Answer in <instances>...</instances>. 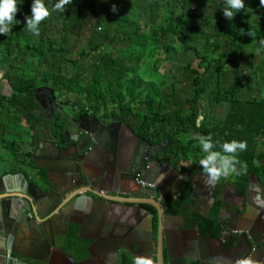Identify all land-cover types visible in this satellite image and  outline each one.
Masks as SVG:
<instances>
[{"label": "trees", "instance_id": "obj_1", "mask_svg": "<svg viewBox=\"0 0 264 264\" xmlns=\"http://www.w3.org/2000/svg\"><path fill=\"white\" fill-rule=\"evenodd\" d=\"M95 0H82L80 8H56L60 0H42L48 15L39 22L40 43L33 42L27 33L26 17L32 15L34 0H18V11L6 32L0 33V51L13 56L10 69L6 72L12 93L0 94V149L17 155L16 141L5 137L9 133H24L23 127L37 130L44 122L34 91L48 87L55 91L57 98H69L76 109L90 112L96 118H110L112 121L131 125L137 123V134L152 145L164 146L160 155L164 161L175 167L185 165L192 173L204 172L200 159L202 151L198 137L209 135L214 141V150L222 151L224 142L233 140L245 142L243 149L234 153L240 162L247 165L232 178L221 177L217 192L234 188L243 197L250 177H255L264 193V151L258 149L260 137L264 134V98L240 99L244 91L254 89V77L245 83L235 79L231 85L227 78L232 67H237L248 56H254L256 48L264 44V19L257 21L244 19L236 24L224 15L198 13L194 0H149L147 13L132 2L127 5L131 14H116L113 30L119 38L127 41L122 52L113 45L110 49L101 46L90 50L74 49L71 36V20L82 14H96ZM256 8L260 0H252ZM144 14V15H143ZM147 21L148 34L165 40L176 38L185 53H194L196 66L186 68L192 73L190 86L185 91L180 84L173 83L171 90L163 93L159 86L148 83V94L138 93L142 81L132 72L138 67L145 52V43L140 44L141 17ZM161 21L159 28L155 27ZM20 59L33 60L34 68L29 75L26 68L15 67ZM161 86H165L162 82ZM112 102V103H111ZM134 103L136 106L134 107ZM222 103H228L229 110L224 120L217 119V111ZM113 104V107H110ZM187 107V108H186ZM105 111L104 116L101 111ZM66 121L56 116L53 127L56 137H61ZM40 135L35 133L34 139ZM230 188V189H229ZM193 191L191 184L175 200H166L165 211L185 219V227H197L199 233L213 239L222 237L221 224L215 219L220 201L210 218H204L187 208L193 206L198 193L189 198ZM194 192V191H193ZM220 199V198H219ZM218 199V200H219ZM74 241V238H73ZM235 243L229 241L227 248ZM86 244L83 243V247ZM124 264H145L125 257ZM197 264V263H191Z\"/></svg>", "mask_w": 264, "mask_h": 264}, {"label": "flooded vegetation", "instance_id": "obj_2", "mask_svg": "<svg viewBox=\"0 0 264 264\" xmlns=\"http://www.w3.org/2000/svg\"><path fill=\"white\" fill-rule=\"evenodd\" d=\"M40 101L37 100L40 113L50 127L46 129V125L40 123L37 130L29 129L31 136L26 140L21 134H16L13 139L7 138L16 141L18 154L0 157V192L5 191L3 195H7L12 187L28 189L32 194L29 200H35L43 211V218L33 222L27 217L22 211L28 206L23 199L25 194L13 191L12 196H19L12 197V200L20 211L12 212L9 215L12 218L7 217L8 212L0 213V264H124L125 257L137 263L156 264L150 257L147 240L151 226L154 237L159 231V211L155 204L162 209V232L175 264H181L179 260L183 257L187 264H200L188 260L202 255L200 249L204 245L194 232L196 229L199 233L198 228L185 227V219L168 214L164 206L166 200L180 197L188 184L194 191L190 192L189 198L195 192L198 198L193 206L187 208L202 217H212L220 201L215 219L221 224L222 237H207L215 240L214 254L209 248L205 249L209 260L228 264L232 260L231 253H237L244 255L239 264H264V207L257 197V189L251 187L254 191L248 190L250 179L255 177L249 178L243 197L238 196L234 188L232 192L224 189L219 193L216 183L213 188V184L209 185L203 178L206 173H192V170L165 162L160 155L164 146L150 144L132 126L106 118L97 119L98 123L94 125L88 119V116L93 117L90 112L72 110L57 98V94L53 104L45 94H40ZM58 115L66 121L61 137H56L53 130ZM127 126L135 132L138 140ZM35 133L40 137L34 139ZM55 166L71 172L76 166L84 180L102 174V184H95L93 191L124 200L121 203L106 200L96 203L88 197L99 198L85 192L87 197H76L79 210L69 214V207L64 206L56 212V208L73 193L81 192L84 185H80L79 179L71 183L68 172L55 171ZM84 191L88 188L85 187ZM252 192L257 194L254 199L251 198ZM209 195L215 199L211 207ZM129 200L138 201L149 209L152 220L131 206ZM2 201L10 203L6 198ZM4 220L10 225L3 227ZM244 234L251 246L249 252ZM232 239L235 243L227 248ZM253 240L261 243L254 244ZM165 263L168 264L167 258ZM204 264L215 263L209 261Z\"/></svg>", "mask_w": 264, "mask_h": 264}, {"label": "rangeland", "instance_id": "obj_3", "mask_svg": "<svg viewBox=\"0 0 264 264\" xmlns=\"http://www.w3.org/2000/svg\"><path fill=\"white\" fill-rule=\"evenodd\" d=\"M193 1V0H192ZM127 2H132L139 6V0H95L96 14L94 16H84L79 14L75 16L71 22V36L73 38L74 49H86L90 50L92 47L101 46L106 49H110L113 45L117 50L121 52L126 49L127 41L119 38L117 41V34L113 30V24L115 23V15L120 14H131L132 10L127 5ZM252 0H245V5L239 10H234L235 14L233 16V21L236 24H241L244 19L257 21L259 19H264V5L258 6L256 8L252 5ZM82 0H67L63 4V7L68 9H78ZM193 5L198 13H204L207 15L213 14L214 16H219L224 12V9L228 6L226 0H194ZM149 7V0H141V11L142 13H147ZM143 14V15H144ZM159 28L161 26V21H157L154 25ZM140 27L142 28V35L140 44L143 45V40L145 43V52L139 62V65L134 73L141 81V87L138 93L142 97L148 94L146 88L148 83H153L160 87L163 93L171 90V85L173 83H178L186 91L190 86V81L192 73L186 68L189 64L196 66V57L194 53H185L182 48V44L174 37H167L165 40H159V37H152L148 34L149 28L147 27V21L144 16L141 17ZM34 43H40V35L35 34L30 29L27 32ZM33 60L31 59H20L16 62L15 67L26 68L29 75L34 74L30 71L34 68ZM13 63V56L7 55L5 52L0 51V70L4 72H14L10 69V64ZM231 74L227 78V84L231 85L235 79H240L243 82L249 80V76L254 77V89L252 91H244L240 95V99L249 100L252 98H264V44L260 46L259 50L256 48L254 56H248L245 60L241 62L237 67L231 68ZM165 86H161V83ZM59 100L66 104L72 110H77L72 102L67 97L60 96ZM112 103V102H111ZM136 106V103L133 105ZM228 103H222L217 111V119L224 120L228 110ZM113 107V104H110ZM187 108V107H186ZM105 111H101L100 116H104ZM111 120L110 118H106ZM135 130L138 125L132 122L131 125ZM25 128V129H24ZM24 133H20L23 140H26L28 136H31L29 128L23 127ZM20 134H18L20 136ZM16 135H8L6 138L13 139ZM258 149L264 151V134L260 137L258 142ZM0 157H10L9 153L5 150H0ZM181 168H185V165H181ZM234 173H229L228 178H232ZM230 189V188H229ZM233 189H230L232 192ZM251 191H254L251 189ZM256 192H252L251 198H256ZM258 197V196H257ZM264 198V193H263Z\"/></svg>", "mask_w": 264, "mask_h": 264}, {"label": "water", "instance_id": "obj_4", "mask_svg": "<svg viewBox=\"0 0 264 264\" xmlns=\"http://www.w3.org/2000/svg\"><path fill=\"white\" fill-rule=\"evenodd\" d=\"M40 94L47 95V97L49 99V102L51 101V104H53L52 102H55V100H56L55 91L53 89H51V88L43 87V88H39V89L34 91V95H35L36 99L39 102H41L40 101ZM46 118L49 119L50 117L46 116ZM88 119L94 125H96L98 123L97 119L94 118V117H89L88 116ZM80 120H82V119H80ZM126 128L131 132V135L134 136L135 139H137V140L139 139L135 135V132L131 128H129L128 126ZM77 141H78V139H77ZM53 170L60 171L61 173L68 172V178H69V180L71 179V183L74 182L75 179H79L82 182V184H80V185L81 186L84 185V187H82V189H81V192L77 191V192L73 193L72 196L70 198H68L60 207L56 208V212L59 211V209L61 207L63 208L64 206L65 207H69V211H68L69 214L71 212H74L76 209L79 210L80 204H79V201L77 200L76 197L80 198L82 195H86L85 192H90L94 196L98 197L99 198L98 200H94L95 198L88 197V199H91L92 201H95L96 203H99V202L102 203V202H104V200L121 203V200H124V198H121V197H114V196H111V195L104 196L103 194H101L99 192H94L93 191V188H94L93 186H95V184L96 185L97 184L98 185L102 184L101 183L103 181L102 174L94 176V177H91V178L86 177V179L84 180V179L81 178L80 173H78V170H77L76 166H75V169L72 170V172L71 171H67L64 167H61V166H55V167H53ZM83 177H85V175H83ZM203 178H206V181H207V175L203 176ZM30 185L35 186L34 184H30ZM75 186L77 187L79 185H75ZM85 187L88 188V191H84ZM212 187L214 188V184L212 185ZM251 187H255L257 189L259 202H260L261 206L264 207L263 192H262L261 187L259 186V183L257 182V180L255 178H251L250 181H249L248 190H250ZM13 191L25 194L23 199L25 200L26 204H28V206L26 208H23L22 211L24 212V214L27 217H29L33 222L35 220L38 221V219H42L43 218V211L34 202L35 200H32V202L29 200V198H32L31 197L32 194L30 193V191L28 189L24 190L22 188H17L16 189V187H12L11 189H9L8 192H7L8 194L6 195V197H3V193H5V191H1L0 192V194L2 196V197L0 196V213H2V215L4 214V212H8L9 214L7 215V217L8 218H12V216H9L12 212L20 211V209L16 205V202L14 200H12L13 198H17L19 196L18 195L17 196H12ZM57 193L59 194V192H57ZM64 196H65V194L63 195V197ZM86 197H87V195H86ZM209 197H210V201H211L210 202L211 203L210 207H211L212 204L214 203L215 199L212 196H210V195H209ZM2 198L3 199L6 198L7 200L10 201V203H8V204L3 203ZM129 204L131 206H134L137 209H140L141 211H143L144 214L149 215L150 218H151L150 220H152L153 215L151 214V211L149 209L144 208L143 206H141L140 202L135 201V200H129ZM56 205H58V203H56ZM154 206H156L158 211H159V231H158L157 236L154 237L153 226H151L149 235L147 236L148 244H149V247H150V255H151L150 257L152 258V260H155L156 264H166L165 263L166 258L168 260V264H175L176 261L169 254L167 241H166V239L164 237V234L162 232V229H163V223H162V218H161L162 209H161V207L158 206V204H155ZM202 206H204V204ZM98 209L101 210L100 207H98ZM198 212H200V210ZM204 216L208 217L209 214H204ZM169 217L173 218V216H169ZM8 225H10V224H7L5 222V220H4L3 227H7ZM194 232L197 234V237H199V239L202 242L205 243V246L201 247L200 252L202 253V255L199 258L190 257V259H188V260L190 262L197 261L200 264H204L205 262H209V261L214 262L215 264H218L216 259L209 260V258L207 257L206 250H205V249L209 248V244L213 245V247H214L215 240L207 238V237L197 233L196 229H194ZM243 238L245 240L246 247H247L248 252H249L250 249H251V246H250V243L248 241V238H247V236L245 234L243 235ZM253 241H254V244H257V245H259L261 243L260 240H253ZM223 251H225L227 253L226 250H223ZM203 254H205L206 256H203ZM233 254L235 256H233ZM231 255H232V260L228 264H239L240 261L244 258V255H240V254L238 255L237 253H231ZM179 261H180L181 264H187L185 257L181 258Z\"/></svg>", "mask_w": 264, "mask_h": 264}, {"label": "clouds", "instance_id": "obj_5", "mask_svg": "<svg viewBox=\"0 0 264 264\" xmlns=\"http://www.w3.org/2000/svg\"><path fill=\"white\" fill-rule=\"evenodd\" d=\"M20 3L23 0H19ZM67 0H60V3L55 5L56 8H60ZM227 7L224 9V15L228 18H232L235 14L234 10H239L244 7L245 0H226ZM260 3L264 5V0H260ZM18 0H0V33L6 32L9 26L15 19V14L19 10L17 7ZM48 15V9L44 6L42 0H34L32 6V15L26 17V27L35 34H39V22ZM199 144L202 151L205 153L200 159V164L203 166L204 172L207 174V183L209 185L215 184L220 178L227 177L229 173H236V164L241 165L239 171L246 170L247 165L240 162L234 153L237 145L243 149L246 145L245 142H237L235 140L231 142H224L222 145V151L214 150V141L209 135H201L198 137ZM11 245H9V248Z\"/></svg>", "mask_w": 264, "mask_h": 264}, {"label": "crops", "instance_id": "obj_6", "mask_svg": "<svg viewBox=\"0 0 264 264\" xmlns=\"http://www.w3.org/2000/svg\"><path fill=\"white\" fill-rule=\"evenodd\" d=\"M5 73L6 72L0 70V94H2V95H8V94L12 93V89H11L7 79L5 78ZM12 134L16 135L15 133H9V134H7V136L12 135ZM0 139H1V135H0ZM0 150H4V149H0ZM93 176H95V175H93ZM3 196H6V195H3Z\"/></svg>", "mask_w": 264, "mask_h": 264}, {"label": "bare ground", "instance_id": "obj_7", "mask_svg": "<svg viewBox=\"0 0 264 264\" xmlns=\"http://www.w3.org/2000/svg\"><path fill=\"white\" fill-rule=\"evenodd\" d=\"M254 202H255V200H254ZM251 209H253V207H251ZM250 212V211H249ZM253 212V211H252ZM197 239H199V237H197V235L195 236ZM127 242V241H126ZM199 242L201 243V244H204V246H205V243L204 242H202L200 239H199ZM207 245V244H206ZM209 250L212 252V250H213V252H214V247H213V245H211V244H209ZM213 248V249H212ZM212 252V254H214ZM202 254V253H201ZM203 256H206L205 254H203ZM208 257V256H207Z\"/></svg>", "mask_w": 264, "mask_h": 264}]
</instances>
